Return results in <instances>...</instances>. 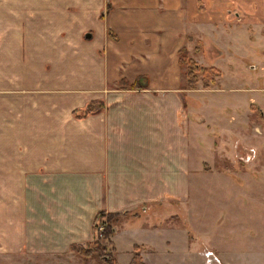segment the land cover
Masks as SVG:
<instances>
[{"label": "crops", "instance_id": "0c3cea01", "mask_svg": "<svg viewBox=\"0 0 264 264\" xmlns=\"http://www.w3.org/2000/svg\"><path fill=\"white\" fill-rule=\"evenodd\" d=\"M259 41L264 0H0V256L70 254L94 240L101 212L143 221L138 210H189L215 173L235 190L243 181L256 200L263 166H247L239 183L215 156H200L210 126L199 97L223 89H189L180 52L210 48L217 61H245L264 75ZM253 82L234 121L241 126L264 107V76ZM118 226L110 246L119 264H130L135 246L145 264H216L206 251L201 262L188 225ZM257 260L264 264V250Z\"/></svg>", "mask_w": 264, "mask_h": 264}, {"label": "rangeland", "instance_id": "374dc122", "mask_svg": "<svg viewBox=\"0 0 264 264\" xmlns=\"http://www.w3.org/2000/svg\"><path fill=\"white\" fill-rule=\"evenodd\" d=\"M260 30V28H255V36L258 37ZM262 45L264 43L261 41L257 44V46ZM188 57L194 59L202 67H217L223 72V77L212 86V89L216 87V89L223 90L212 91L199 97L200 113L204 116L206 124L210 126V133L207 126H204L207 132L201 135L202 141L198 138V143L203 147L200 156L207 161L211 159L213 161L215 156L217 168H228L226 174L235 182L240 183L247 166L264 167V121L257 120L259 111L264 110V107L261 105L254 111V120L250 121L251 124L241 126L234 123L240 107L244 106V101L249 95L244 93L247 82L251 83L254 80V84L259 83V79L264 76L262 70L259 73H253L248 62L238 59L226 57L217 61L210 48L202 53L191 48ZM262 57L261 54L254 53L253 65L259 66ZM235 125L237 128L232 136L228 134V137H225L222 130ZM212 139L215 140V146L212 144ZM193 147L197 149V145ZM250 147L258 150V153L247 161L245 159L247 156L242 150ZM225 155L230 159L226 160ZM204 178L202 192L194 193L189 210L154 208L150 215L156 216L157 214L162 217L152 218L149 217L150 215L143 214L142 210H138L136 214L142 216L143 221L134 218L135 213H132L129 217H133L121 219L118 228L135 230L141 225H160L163 228H179L188 225L190 229L192 227L196 233L200 234L197 238L195 232L192 229L189 230L190 242L195 241L191 247L200 253L201 262L206 260V262L219 264L212 250L215 248L220 249L228 257L226 261L228 264H263L262 260H257V258L259 254H263L264 250V185L259 187L258 198L252 201L247 197L249 187L243 181L240 183L241 188L235 190L233 185L223 182L225 179L219 173L212 176L206 175ZM236 195L239 197L235 198ZM253 230H258V234H253ZM102 243L108 244L105 239ZM204 251H206L205 259L202 257ZM197 253L194 254L197 255ZM0 264H104V262L97 258L87 261L70 253L51 258H29L22 254L0 256Z\"/></svg>", "mask_w": 264, "mask_h": 264}, {"label": "trees", "instance_id": "16d2710c", "mask_svg": "<svg viewBox=\"0 0 264 264\" xmlns=\"http://www.w3.org/2000/svg\"><path fill=\"white\" fill-rule=\"evenodd\" d=\"M188 51L182 50L180 52V62L183 66V75L189 86V89H198L203 86L204 89H212L222 73L219 69L214 67L207 68L200 66L194 59L188 57ZM131 214L126 212L124 214H108L101 212L95 221L94 226V240L88 244H74L69 248V252L84 260L99 259L104 264H119L114 250L111 245V237L114 234V228L119 224L121 219L129 217ZM105 225L103 235L108 244H103L102 241L97 240L96 229L101 225ZM142 246H135L133 258L130 264H145L142 257Z\"/></svg>", "mask_w": 264, "mask_h": 264}, {"label": "built area", "instance_id": "2783aa9c", "mask_svg": "<svg viewBox=\"0 0 264 264\" xmlns=\"http://www.w3.org/2000/svg\"><path fill=\"white\" fill-rule=\"evenodd\" d=\"M105 230V225L101 224L97 229H96V233H97V240L103 241V239H105L103 232Z\"/></svg>", "mask_w": 264, "mask_h": 264}, {"label": "water", "instance_id": "95a60500", "mask_svg": "<svg viewBox=\"0 0 264 264\" xmlns=\"http://www.w3.org/2000/svg\"><path fill=\"white\" fill-rule=\"evenodd\" d=\"M253 158V154L249 153L247 154V157L245 158L247 161H250Z\"/></svg>", "mask_w": 264, "mask_h": 264}]
</instances>
